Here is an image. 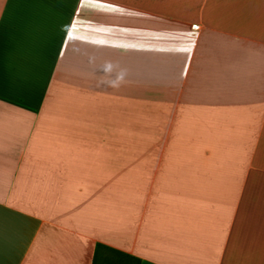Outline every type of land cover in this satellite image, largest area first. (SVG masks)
Segmentation results:
<instances>
[{
    "label": "crops",
    "instance_id": "crops-1",
    "mask_svg": "<svg viewBox=\"0 0 264 264\" xmlns=\"http://www.w3.org/2000/svg\"><path fill=\"white\" fill-rule=\"evenodd\" d=\"M0 264H264V0H0Z\"/></svg>",
    "mask_w": 264,
    "mask_h": 264
},
{
    "label": "clouds",
    "instance_id": "clouds-1",
    "mask_svg": "<svg viewBox=\"0 0 264 264\" xmlns=\"http://www.w3.org/2000/svg\"><path fill=\"white\" fill-rule=\"evenodd\" d=\"M103 71L106 74H112L114 72V65L112 63H106L103 66ZM126 76V71L125 70H120L119 72H116L115 77L114 78H106V79H102L100 81L101 84H107L110 87H119L120 84L124 81Z\"/></svg>",
    "mask_w": 264,
    "mask_h": 264
},
{
    "label": "trees",
    "instance_id": "trees-1",
    "mask_svg": "<svg viewBox=\"0 0 264 264\" xmlns=\"http://www.w3.org/2000/svg\"><path fill=\"white\" fill-rule=\"evenodd\" d=\"M97 246H100V244H97Z\"/></svg>",
    "mask_w": 264,
    "mask_h": 264
}]
</instances>
